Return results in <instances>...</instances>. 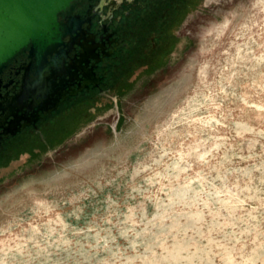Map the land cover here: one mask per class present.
<instances>
[{"label": "rangeland", "instance_id": "rangeland-1", "mask_svg": "<svg viewBox=\"0 0 264 264\" xmlns=\"http://www.w3.org/2000/svg\"><path fill=\"white\" fill-rule=\"evenodd\" d=\"M179 31L153 83L0 169V264H264V0Z\"/></svg>", "mask_w": 264, "mask_h": 264}, {"label": "flooded vegetation", "instance_id": "flooded-vegetation-1", "mask_svg": "<svg viewBox=\"0 0 264 264\" xmlns=\"http://www.w3.org/2000/svg\"><path fill=\"white\" fill-rule=\"evenodd\" d=\"M200 1L75 0L59 12L62 42L40 65L24 47L0 70V169L20 151L54 145L140 78L153 83L177 40L190 39L179 29Z\"/></svg>", "mask_w": 264, "mask_h": 264}, {"label": "water", "instance_id": "water-1", "mask_svg": "<svg viewBox=\"0 0 264 264\" xmlns=\"http://www.w3.org/2000/svg\"><path fill=\"white\" fill-rule=\"evenodd\" d=\"M75 0H0V70L15 53L29 47L33 66L62 42L65 22L58 13Z\"/></svg>", "mask_w": 264, "mask_h": 264}, {"label": "crops", "instance_id": "crops-1", "mask_svg": "<svg viewBox=\"0 0 264 264\" xmlns=\"http://www.w3.org/2000/svg\"><path fill=\"white\" fill-rule=\"evenodd\" d=\"M88 121V120H87ZM66 135H64V137H61V139L59 140V141H57L54 145H52V146H57V145H60V142H62V144L64 143V140H65V138L67 137H65ZM51 147V146H50ZM40 149L41 148H35V149H33V150H27V151H20L19 152V155L21 154H25V155H27V156H29V154H34L35 152H40Z\"/></svg>", "mask_w": 264, "mask_h": 264}]
</instances>
